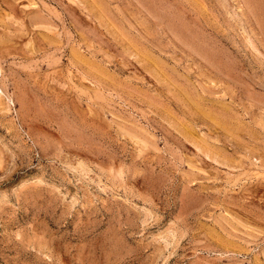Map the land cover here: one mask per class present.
<instances>
[{"label":"rangeland","instance_id":"1","mask_svg":"<svg viewBox=\"0 0 264 264\" xmlns=\"http://www.w3.org/2000/svg\"><path fill=\"white\" fill-rule=\"evenodd\" d=\"M0 264H264V0H0Z\"/></svg>","mask_w":264,"mask_h":264}]
</instances>
